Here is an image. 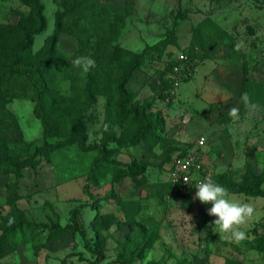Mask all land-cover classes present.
Masks as SVG:
<instances>
[{
	"label": "rangeland",
	"instance_id": "obj_1",
	"mask_svg": "<svg viewBox=\"0 0 264 264\" xmlns=\"http://www.w3.org/2000/svg\"><path fill=\"white\" fill-rule=\"evenodd\" d=\"M64 1L40 0L45 28L34 36L33 60L54 32ZM98 1L106 11L127 8L120 32L110 38L107 27L101 33V24L95 20L77 37L75 28L90 26L91 6L85 10L86 4L59 36L57 47L65 71L57 68L50 73L64 108L88 100L82 90L93 74L99 75L97 82L90 83L96 122L83 129L85 140L80 145L72 135L71 122L54 118L49 140L63 142L59 149L47 156L36 155L37 163L20 173L0 168V236L8 224L12 228L21 219L37 226L24 231L30 242L13 240L0 264H88L94 260L71 229L51 237L49 228L69 224L75 208L86 238L104 248L100 264H119L115 261L119 254L128 255L141 246L142 236L153 228L157 239L131 264H264V195L230 191L233 199L254 208L251 218L240 226L246 239L235 242L217 232L216 217L208 212L211 204L195 197L196 187L171 192L166 183L172 158L195 149L204 177L225 186L254 177L264 192V0ZM0 10L2 25L15 24L28 14L20 0H0ZM203 23L214 30L199 35L197 28ZM109 44L142 55L125 88L139 111L160 119L163 129H157L156 145L134 139L136 128L123 126L114 113L112 82L128 58L124 54L119 63L105 57L102 61L100 54ZM178 52L187 56L193 73L172 94L163 73ZM84 55L96 62L87 73L73 63ZM31 97L6 100L0 94V144L10 157L32 155L42 143L43 126L33 112ZM232 107L238 109V119L230 115ZM200 137L205 138L203 143L197 142ZM103 140L106 153L92 171L98 154L94 146ZM110 160L142 168V172L111 181ZM128 213H133L131 219Z\"/></svg>",
	"mask_w": 264,
	"mask_h": 264
},
{
	"label": "trees",
	"instance_id": "obj_2",
	"mask_svg": "<svg viewBox=\"0 0 264 264\" xmlns=\"http://www.w3.org/2000/svg\"><path fill=\"white\" fill-rule=\"evenodd\" d=\"M20 1L28 8L27 17L17 20L15 24H0V94L1 97L4 99L6 98V100L31 95L34 102L33 112L43 126V137L41 145L35 149L32 155L26 156L25 158L10 157L7 148L0 144V168L13 173H20L23 168L34 166L37 163V160H35L36 155L47 156L50 151H55L62 146L63 142L49 140L51 123L54 118H57L59 121L71 122L74 140L78 141L80 145L83 144L85 140L83 129L96 122V116L92 110V106L96 101L90 83L97 82V76H99L93 74L82 90V92L85 93V98H89L88 100L76 102L68 108H64L62 103L56 98L57 84L50 79V73L57 68L65 71V67L61 65V52L57 47L59 36L66 32V24L73 20L74 13L80 14L87 2L86 0H65L63 2V11H58L56 14L54 32L48 38L41 54L33 60L30 56V48L34 36L42 32L45 28L43 5L40 0ZM131 1L132 0H127L128 3H131ZM90 6L91 11L87 14L90 26L75 28L73 31H75L74 34L77 37L85 34L88 28L95 24V20H98L101 24V33H103V29L107 27L110 38L120 32L122 20L127 16V8L123 10L114 8L106 11L104 7L102 8L99 6L98 0H92L85 6V10H88ZM106 23L110 25L107 26ZM206 29L214 30L211 25L203 23L198 26L197 33L200 35V33ZM104 50L105 51L100 54L102 61L109 58L113 60V63H119L118 58H121L124 54L127 55L128 58L124 64L120 65L123 67L122 71L112 82L111 92L113 99H116L114 103V113L116 117H118V121L123 126H133L136 128V132L133 135L134 139H145L143 140L145 144H149L150 146L156 145L160 139L157 129H163L160 119L144 111H139L138 107L132 104L130 92L125 88L133 71L139 66L142 55L121 51L113 44L106 45ZM113 63L112 65H114ZM171 66L172 63L163 73V81L166 84L168 83L164 79V74ZM108 67L109 66L104 68L101 67V72H105ZM75 82L77 85L80 83L78 80H75ZM73 84L76 85L75 83ZM74 91L76 94L78 93L77 90ZM105 144L106 142L103 140L101 143L94 146L98 150V154L92 163V171L104 158L106 153ZM109 165L111 181H118L125 176L133 178L135 175L142 172V168L134 169L131 165L115 160H110ZM253 178L254 177L249 178L248 181L232 184L226 181L228 183L227 187L232 192L242 193L248 196L264 195V192L259 187V182ZM222 179H224V176H222ZM181 191H185V189L179 190V192ZM78 211V208H75L71 212L70 223L65 227H60L58 225L50 227L51 237L57 238L65 229H71L73 232L80 235L83 239L84 247L94 256V260L89 261L88 264H100V261L105 257L104 248L102 245L92 244L86 238V230L83 224L78 220ZM132 217L133 213L127 214L128 219ZM8 226L9 228L5 231V235L0 236V257L13 247V240H20L23 243L30 242V238L27 237L24 231L25 229L30 230V228L37 227L35 224L29 223L24 219L14 223L12 228L10 227L11 224H8ZM156 239L157 229L153 228L147 235L142 236L141 246L133 248L128 255L119 254L115 261L119 264H131L139 254L150 247Z\"/></svg>",
	"mask_w": 264,
	"mask_h": 264
},
{
	"label": "clouds",
	"instance_id": "obj_3",
	"mask_svg": "<svg viewBox=\"0 0 264 264\" xmlns=\"http://www.w3.org/2000/svg\"><path fill=\"white\" fill-rule=\"evenodd\" d=\"M73 63L87 73L95 66L96 62L93 57L84 55L76 57ZM242 99L246 101L247 96H242ZM237 113L236 107L230 109L233 119H238ZM193 184L197 189L195 197L201 202L211 204L208 212L216 217L213 224L216 226L217 232L228 236L235 242L245 240L246 232L240 226L244 225L253 215V205L233 199L230 189L216 182L211 176H206ZM11 222L12 218L9 219V223Z\"/></svg>",
	"mask_w": 264,
	"mask_h": 264
},
{
	"label": "built area",
	"instance_id": "obj_4",
	"mask_svg": "<svg viewBox=\"0 0 264 264\" xmlns=\"http://www.w3.org/2000/svg\"><path fill=\"white\" fill-rule=\"evenodd\" d=\"M192 73L193 68L187 56L182 52H178L175 55L171 68L164 74V79L170 85L171 93L173 94L177 86L182 81L188 79ZM204 141V137H200L197 140L198 143H203ZM198 162L197 151L195 149L172 158L166 172V182L171 192H178L182 189L188 190L191 187H195L193 183L204 178Z\"/></svg>",
	"mask_w": 264,
	"mask_h": 264
},
{
	"label": "crops",
	"instance_id": "obj_5",
	"mask_svg": "<svg viewBox=\"0 0 264 264\" xmlns=\"http://www.w3.org/2000/svg\"><path fill=\"white\" fill-rule=\"evenodd\" d=\"M0 13H2V11L0 10ZM4 13V12H3ZM1 15V14H0ZM166 181H167V174H166Z\"/></svg>",
	"mask_w": 264,
	"mask_h": 264
}]
</instances>
